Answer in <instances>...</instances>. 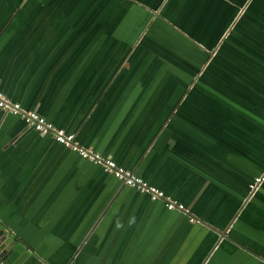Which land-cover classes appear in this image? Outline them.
<instances>
[{"label":"crops","instance_id":"obj_1","mask_svg":"<svg viewBox=\"0 0 264 264\" xmlns=\"http://www.w3.org/2000/svg\"><path fill=\"white\" fill-rule=\"evenodd\" d=\"M0 92L190 211L0 110L8 264H264V0H0Z\"/></svg>","mask_w":264,"mask_h":264},{"label":"built area","instance_id":"obj_2","mask_svg":"<svg viewBox=\"0 0 264 264\" xmlns=\"http://www.w3.org/2000/svg\"><path fill=\"white\" fill-rule=\"evenodd\" d=\"M0 110L4 111L5 113L20 116L24 120L27 127L42 135H51L57 143L73 150L81 158L88 160L98 166H101L106 173L113 175L125 186L137 189L142 193L148 194L150 199L153 201L164 202L166 208L169 211H178L186 215H190L189 209L182 203L171 199L163 191L157 189L156 187L150 186L135 173L118 166L112 159L102 156L93 148L81 145L76 140L75 134L69 133L64 129L57 128L53 123L47 121L45 117L41 116L35 111L24 110L19 103L10 101L1 92ZM263 181L264 176L256 178L254 184L251 185V189H257ZM189 220L191 223H194L197 219L191 216ZM2 259L3 258L0 257V264H5Z\"/></svg>","mask_w":264,"mask_h":264},{"label":"water","instance_id":"obj_3","mask_svg":"<svg viewBox=\"0 0 264 264\" xmlns=\"http://www.w3.org/2000/svg\"><path fill=\"white\" fill-rule=\"evenodd\" d=\"M15 247V242L12 238H7L4 230L0 231V257L5 259Z\"/></svg>","mask_w":264,"mask_h":264},{"label":"trees","instance_id":"obj_4","mask_svg":"<svg viewBox=\"0 0 264 264\" xmlns=\"http://www.w3.org/2000/svg\"><path fill=\"white\" fill-rule=\"evenodd\" d=\"M2 261H4L5 264H8V261L6 259H2Z\"/></svg>","mask_w":264,"mask_h":264}]
</instances>
